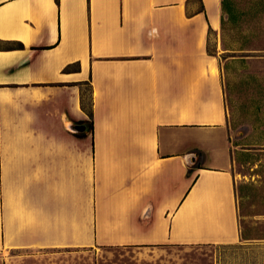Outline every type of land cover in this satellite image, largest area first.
Here are the masks:
<instances>
[{
    "label": "crops",
    "instance_id": "crops-1",
    "mask_svg": "<svg viewBox=\"0 0 264 264\" xmlns=\"http://www.w3.org/2000/svg\"><path fill=\"white\" fill-rule=\"evenodd\" d=\"M191 1L0 0V39L25 45L0 47V264L243 238L221 62L208 50L221 0ZM86 80L92 132L73 128L90 118Z\"/></svg>",
    "mask_w": 264,
    "mask_h": 264
},
{
    "label": "rangeland",
    "instance_id": "rangeland-1",
    "mask_svg": "<svg viewBox=\"0 0 264 264\" xmlns=\"http://www.w3.org/2000/svg\"><path fill=\"white\" fill-rule=\"evenodd\" d=\"M234 1L242 11L241 21H227L224 30L210 37L208 48L221 62L230 138L239 157L234 166L239 220L249 238L153 250L92 246L78 254H58V261L66 256L67 264H264V0ZM196 5L197 0L190 2ZM81 89L87 108L90 86L83 82Z\"/></svg>",
    "mask_w": 264,
    "mask_h": 264
},
{
    "label": "trees",
    "instance_id": "trees-1",
    "mask_svg": "<svg viewBox=\"0 0 264 264\" xmlns=\"http://www.w3.org/2000/svg\"><path fill=\"white\" fill-rule=\"evenodd\" d=\"M57 2H59V0H57ZM221 6H222L221 29L222 30L225 29V25H226L227 21L230 23L238 25L239 22L241 21V18H242V11L236 5L235 1L234 0H221ZM0 47L7 48V49L24 48L25 45L21 41L0 39ZM45 47L46 46H38L36 48H45ZM225 49H232L233 50L234 48L225 47ZM208 50L210 53L216 54L213 51H211L209 48H208ZM80 68H81V63L79 60H77V61L68 63L63 68V71L64 72L78 71V70H80ZM85 83H87L90 86V105L87 108L85 106H83V107L87 109L90 118L80 120L79 122L85 123L87 125V129L92 132L93 128H94L93 109H92V84H91L90 80H86ZM79 134L84 135L85 131L79 132ZM195 152H197V155H198L197 159H199L200 161L196 162L194 165L195 166H201V159H203L204 153L198 149H196ZM237 158H239V157H237ZM239 160H241V158ZM242 236H243V238H249V237H246L243 235V231H242Z\"/></svg>",
    "mask_w": 264,
    "mask_h": 264
},
{
    "label": "water",
    "instance_id": "water-1",
    "mask_svg": "<svg viewBox=\"0 0 264 264\" xmlns=\"http://www.w3.org/2000/svg\"><path fill=\"white\" fill-rule=\"evenodd\" d=\"M73 128L75 130H85L87 128V125L85 123H76L74 124Z\"/></svg>",
    "mask_w": 264,
    "mask_h": 264
},
{
    "label": "bare ground",
    "instance_id": "bare-ground-1",
    "mask_svg": "<svg viewBox=\"0 0 264 264\" xmlns=\"http://www.w3.org/2000/svg\"><path fill=\"white\" fill-rule=\"evenodd\" d=\"M215 3H216V0H213V4L215 5Z\"/></svg>",
    "mask_w": 264,
    "mask_h": 264
}]
</instances>
